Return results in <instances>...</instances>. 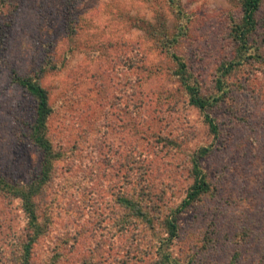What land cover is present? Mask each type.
Segmentation results:
<instances>
[{
    "label": "rangeland",
    "instance_id": "374dc122",
    "mask_svg": "<svg viewBox=\"0 0 264 264\" xmlns=\"http://www.w3.org/2000/svg\"><path fill=\"white\" fill-rule=\"evenodd\" d=\"M180 1L188 28L178 53L210 89L232 55L230 17H240V0ZM145 22L164 36L180 24L169 0H75L72 11L65 0H0V176L25 185L39 174L36 104L11 76L35 73L45 57L48 135L64 154L46 201L50 231L32 264H126L142 254L137 229H111L115 194L137 185L145 205L178 207L193 182L189 158L207 146L213 194L182 213L168 252L180 264H264V65L230 79L232 92L212 111L215 140ZM131 59L154 73L143 76ZM26 223L20 201L0 196V264H16ZM158 235L143 242L141 264H161L164 230Z\"/></svg>",
    "mask_w": 264,
    "mask_h": 264
},
{
    "label": "trees",
    "instance_id": "16d2710c",
    "mask_svg": "<svg viewBox=\"0 0 264 264\" xmlns=\"http://www.w3.org/2000/svg\"><path fill=\"white\" fill-rule=\"evenodd\" d=\"M11 0H1L6 6ZM241 15L230 17L229 37L232 44V55L224 61L217 70L214 86L204 88L203 84L190 71L186 59L178 53L177 45L181 42L187 32L188 20L180 0H169L174 14L180 20L173 34L162 35L161 29L145 22V30L157 40L156 44L162 53L170 60L174 79L180 84L184 95L190 106L198 109L208 126L210 135L217 140L220 136V126L212 114L232 92L229 86L230 79L241 71L259 69L264 65V18L260 17L264 6V0H240ZM66 5L74 9L75 0H65ZM263 32V33H262ZM143 62V61H142ZM144 63V62H143ZM145 65V66H144ZM142 65L135 59H131V68L141 69L143 76H150L152 70ZM52 70L50 61L45 57L38 71L24 75L13 72L11 79L14 85L33 97L35 110L33 123L31 124V140L42 153V164L38 176L28 184H20L9 181L0 176V196L9 201L19 200L21 209L25 214L27 223L24 229L21 254L16 264H32V253L35 245L45 238L50 231V213L47 209L48 194L53 186L58 162L62 161L64 154L56 149L48 135V125L52 114L50 94L43 86L41 77ZM258 71V70H257ZM154 73V70L151 74ZM213 152L212 146L202 147L195 151L189 158V174L193 180L185 199L178 207L163 205L162 210L155 205L143 203L144 188L134 185L132 189H123L115 194L118 204L117 211L111 229L118 233L129 232V228L137 229L139 236L133 239L134 246L143 252V242L155 244L161 238L159 229L164 230L165 237L161 240L157 252L161 264H180L168 252L171 245L180 235V216L189 207H196L204 198L212 195L213 185L205 169L203 161ZM137 179H140L138 177ZM52 219V217H51ZM64 238V237H61ZM132 254L124 263L141 264L144 256L140 253ZM140 256V258H139ZM137 262V263H136Z\"/></svg>",
    "mask_w": 264,
    "mask_h": 264
}]
</instances>
